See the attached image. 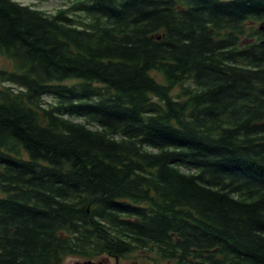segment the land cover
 Returning a JSON list of instances; mask_svg holds the SVG:
<instances>
[{"label":"trees","instance_id":"trees-1","mask_svg":"<svg viewBox=\"0 0 264 264\" xmlns=\"http://www.w3.org/2000/svg\"><path fill=\"white\" fill-rule=\"evenodd\" d=\"M0 56V264H264V0H0Z\"/></svg>","mask_w":264,"mask_h":264},{"label":"rangeland","instance_id":"rangeland-1","mask_svg":"<svg viewBox=\"0 0 264 264\" xmlns=\"http://www.w3.org/2000/svg\"><path fill=\"white\" fill-rule=\"evenodd\" d=\"M24 5L32 6L35 9L46 12L47 14H54L58 10H66L72 6L76 0H14ZM77 16H82L81 13H76ZM75 13H70L71 17L76 16ZM12 62L6 58L0 56V71L2 69L11 70ZM72 80L69 83H74ZM2 83L0 82V87ZM179 92L178 88H174L172 94L175 96ZM45 102L52 103L54 101L53 97H46ZM86 260L68 257L62 264H82ZM93 263L98 264L99 262H104V264H175L172 261H164L158 258L154 253L148 251H135L124 258H110L104 257L92 261Z\"/></svg>","mask_w":264,"mask_h":264},{"label":"water","instance_id":"water-1","mask_svg":"<svg viewBox=\"0 0 264 264\" xmlns=\"http://www.w3.org/2000/svg\"><path fill=\"white\" fill-rule=\"evenodd\" d=\"M84 264H96V263H93L91 261H86V262H84Z\"/></svg>","mask_w":264,"mask_h":264},{"label":"flooded vegetation","instance_id":"flooded-vegetation-1","mask_svg":"<svg viewBox=\"0 0 264 264\" xmlns=\"http://www.w3.org/2000/svg\"><path fill=\"white\" fill-rule=\"evenodd\" d=\"M116 259V258H115ZM117 260V259H116ZM85 261L82 262V264H84ZM98 264H104V262H99Z\"/></svg>","mask_w":264,"mask_h":264}]
</instances>
